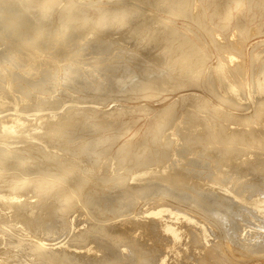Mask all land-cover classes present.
Wrapping results in <instances>:
<instances>
[{"label":"rangeland","instance_id":"obj_1","mask_svg":"<svg viewBox=\"0 0 264 264\" xmlns=\"http://www.w3.org/2000/svg\"><path fill=\"white\" fill-rule=\"evenodd\" d=\"M21 1L24 0H0V15L2 14L0 16V146L2 147H0V264H46L45 262L47 264H67L68 261V264H81V262L82 264H90V262L91 264H103V262L104 264L108 262L109 264L111 262L112 264H139L140 259L147 261V264L149 262L150 264H182V262L183 264H202L203 261H205L203 264L206 262L208 264L210 262L211 264H264V0H242L239 2H237L238 0H186L181 5H175V9L179 11L177 15H169L173 11L160 9L155 0H53L50 5L45 0H42V3L41 0ZM215 1L219 2L218 5L214 4ZM209 4L213 7L210 8ZM235 6H238V11L233 8ZM23 8L24 10H22ZM156 12L157 14H155ZM197 12L200 15L195 18L194 14ZM46 18H49V21ZM161 18L164 23H161L163 22ZM194 18L195 20H193ZM167 22L170 23L167 24ZM238 25L239 27H237ZM163 26L170 28L166 29L167 31L162 36L163 39L153 36L156 35V28ZM62 31L64 32L61 33ZM213 31L214 33H212ZM239 33L245 36L247 34L249 37L246 36L248 39H243L244 42L241 41L243 43L242 54L239 55V51L231 48L220 47V42H226L227 39V42L231 38L233 41H240ZM11 34H13V38ZM225 36L227 38L224 40ZM181 37L182 39H180ZM197 47L202 48L206 54V58L203 59L204 70L200 76L201 79L195 80L194 84L180 88L179 86L182 85L179 84L182 80L177 75L180 58L189 55L188 52L198 49ZM66 50L70 52L68 53ZM227 53H232L235 61H239L243 57V68L236 64V70L233 68V63H230L226 68L231 67L230 70L233 69L236 78L232 77L229 79L230 81L227 79L221 81L224 88L220 86L216 88L212 84L214 75L208 76L207 74L206 76L205 73L212 68L208 66L214 67L218 64L221 54ZM252 56L254 57L252 58ZM133 57L136 60H132ZM4 64L5 66H3ZM205 65L207 66L205 67ZM194 71L192 68L186 69L185 76L193 79L196 75ZM241 74L243 79L239 77ZM157 80L164 84L154 88L151 84ZM175 80L177 84L174 82ZM233 84L236 90L228 91L231 85L233 87ZM165 85L167 86L165 87ZM206 86H208V92L205 89ZM83 97H87L86 100L82 99ZM220 98L222 99L220 100ZM193 100L201 103L202 108L195 109ZM20 103L21 105H19ZM81 104L82 106H80ZM166 108L169 110L167 111ZM215 108H219L221 113L215 114L210 110ZM90 109L91 111H89ZM163 109L167 111L165 114ZM196 110L198 111L196 112ZM86 112L90 114H86ZM192 112H194L193 115ZM195 113L197 114L195 115ZM80 115L85 116V119ZM161 115L166 116L167 120ZM188 116L191 121L192 118L194 121L191 122ZM199 116L203 119H199ZM12 118L14 120L11 121ZM149 118L153 119L152 121L155 120L154 124L157 121L159 124L154 125L152 121H149ZM170 121L171 123H169ZM212 121L215 123L212 124ZM247 121L250 126L245 123ZM183 122L187 125H184ZM188 125H192L193 129ZM156 126L159 127L156 128ZM237 126L239 129L236 128ZM243 126L247 127L243 128ZM177 127L178 130L182 129V131L180 129V133L176 129ZM218 127L221 128L218 130L219 133L214 132ZM152 128L156 129L152 130L155 132L151 131ZM203 128L206 129L203 130ZM209 129L213 131H211L212 135L208 134L210 133ZM66 130H68L67 133ZM185 131H187L186 134ZM251 131L253 133L249 134ZM47 132L49 133L47 134ZM221 132H224V137ZM203 133L207 135L204 134V136ZM101 134L103 135L101 136ZM155 134L158 138H155L157 137ZM183 134H185L184 139L181 137ZM216 134L222 135L221 138L216 137ZM186 136L187 139H185ZM214 137L220 140L214 139ZM222 137L224 141H228L223 142ZM133 138L135 139L133 140ZM242 138L246 140L244 141ZM210 139L212 141H209ZM102 140L105 141L102 142ZM214 140L217 142H213ZM204 141L207 142V146L203 143ZM211 142L214 144L212 145ZM223 143L226 144L223 146ZM222 146L225 148L222 149ZM43 147L45 148L43 149ZM124 147L125 149H123ZM217 150L219 152L221 150V154L218 155ZM99 152L102 153L98 155ZM30 160L32 161L30 162ZM223 167L225 168L223 169ZM164 168H168V171ZM48 170L52 173L49 174ZM116 173H119L118 176ZM21 180L22 183L18 182ZM1 183L3 184L1 185ZM40 183L42 187H39ZM75 183L76 185H74ZM34 184L38 185L40 191ZM15 187L16 189H14ZM19 188H22L20 190L26 194H23ZM95 188L97 189L94 190ZM41 189L43 190L41 191ZM17 190L20 191L19 195ZM59 191H63L62 195ZM49 192L50 194H48ZM14 194L15 196H13ZM132 194H134L133 198ZM139 194L142 195L138 198ZM26 195L29 197H25ZM33 195L40 197L37 198ZM145 198L147 199L144 200ZM84 201L85 203H83ZM128 201L131 206L127 205ZM187 201L188 203H186ZM194 202L195 204L192 205ZM113 212L117 215L113 216ZM64 215L67 217L66 219ZM45 218L47 221L50 219L48 222L51 225L45 223ZM153 219L155 223L152 221ZM24 222L26 223L23 224ZM118 222L119 224H117ZM67 227L69 228L67 229ZM82 228L84 229L82 230ZM189 228L191 231L188 230ZM58 229L60 231H57ZM56 232H59V236ZM198 232L199 234H197ZM50 235L52 236L50 237ZM91 238L93 239L91 240ZM114 239L118 244L113 241ZM32 242L33 245H31ZM112 246H114L113 249ZM132 248H136V250ZM108 249L113 250V253ZM105 250L107 254H105ZM146 250L148 251L146 252ZM114 251H116L115 254ZM139 253L141 254L139 255ZM109 254L113 257L111 258ZM51 255L52 257H50ZM71 256H75V258ZM92 256L94 257L92 258ZM99 256L100 260H103L102 263ZM211 258L213 260L210 261ZM106 259L109 261L107 262ZM191 259L193 261H189Z\"/></svg>","mask_w":264,"mask_h":264},{"label":"bare ground","instance_id":"obj_2","mask_svg":"<svg viewBox=\"0 0 264 264\" xmlns=\"http://www.w3.org/2000/svg\"><path fill=\"white\" fill-rule=\"evenodd\" d=\"M4 1H5V0H4ZM12 1H13V0H12ZM24 1H25V0H24ZM24 1H21V2H24ZM29 1H30V0H29ZM31 1H33V0H31ZM37 1H38V0H37ZM45 1H46V3H48V4L50 5V3H51L53 0H45ZM54 1H55V0H54ZM58 1H59V0H58ZM155 1H156V2H155L156 5H159V8L162 9L163 11H173V13H170L169 15H177V13H179V11H178L177 9H175V8H176L175 5H181L182 3H185V2H186V0H181V1H180V0H155ZM239 1H242V0H238L237 2H239ZM26 2H28V1L26 0ZM26 2H25V3H26ZM131 2H132V1H131ZM15 3H16V2H15ZM30 3H31V2H30ZM36 3H37V2H36ZM41 3H42V0H41ZM71 3H72V1H71ZM218 3H219V2H216V1L214 2L215 5H218ZM13 4H14V3H13ZM20 4H22V3H20ZM138 4H139V3H138ZM241 4H242V3H241ZM25 5H27V4H25ZM25 5H24V6H25ZM28 5H29V3H28ZM40 5H41V4H40ZM64 5H65V4H64ZM67 5H68V4H67ZM78 5H79V4H78ZM78 5H77V6H78ZM139 5H141V4H139ZM22 6H23V5H22ZM24 6H23V7H24ZM74 6H76V5H74ZM137 6H138V5H137ZM141 6H142V5H141ZM239 6H240V5H239ZM71 7H72V6H71ZM209 7L211 8V7H213V6H212L211 4H209ZM243 7H244V6H243ZM29 8H30V7H29ZM45 8H46V7H45ZM63 8H64V7H63ZM69 8H70V7H69ZM125 8H126V7H125ZM233 8L235 9V11H238V9H239L238 6H237V7L235 6V7H233ZM20 9H21V8H20ZM20 9H19V12H20ZM67 9H68V7H67ZM67 9H66V10H67ZM78 9H79V8H78ZM78 9H77V10H78ZM3 10H4V9H3ZM22 10H24V8H23ZM22 10H21V11H22ZM28 10H29V9H28ZM39 10H40V9H39ZM59 10H60V9H59ZM70 10H71V9H70ZM34 11H35V10H34ZM45 11H46V10H45ZM78 11H79V10H78ZM118 11H119V10H118ZM128 11H129V13H130V10H128ZM251 11H252V10H251ZM1 12H2V10H1ZM22 12H24V11H22ZM35 12H36V11H35ZM120 12H121V11H120ZM126 12H127V11H126ZM218 12H219V10H218ZM2 13H3V12H2ZM46 13L48 14V11H47ZM73 13H74V12H73ZM102 13H103V12H102ZM127 13H128V12H127ZM127 13H126V14H127ZM148 13H149V11H148ZM150 13H151V11H150ZM221 13H223V12H221ZM228 13H229V12H228ZM233 13H234V11H233ZM10 14H11V13H10ZM23 14H24V13H23ZM26 14H28V13L26 12ZM39 14H40V13H39ZM43 14H44V13H43ZM103 14H104V13H103ZM126 14H125V15H126ZM146 14H147V13H146ZM151 14H152V13H151ZM151 14H150V16H151ZM155 14H157V12H156ZM237 14H238V13H237ZM1 15H2V14H1ZM1 15H0V16H1ZM7 15H8V13H7ZM128 15H130V14H128ZM179 15H180V14H179ZM199 15H200V13L197 12L196 14H194V17L196 18V17H198ZM225 15H227V14H225ZM231 15H232V14H231ZM25 16H26V15H25ZM42 16H43V15H42ZM44 16H46V15L44 14ZM83 16H84V14H83ZM115 16H117V15H115ZM132 16H133V15H132ZM162 16H163V14H162ZM17 17H18V16H17ZM124 17H125V16H124ZM124 17H123V18H124ZM126 17H127V16H126ZM126 17H125V18H126ZM128 17H129V16H128ZM141 17H142V16H141ZM155 17H156V16H155ZM155 17H154V18H155ZM195 18H194L193 20H195ZM225 18H226V17H225ZM17 19H18V18H17ZM46 19H48V21H49V18H46ZM91 19H92V18H91ZM115 19H117V18H115ZM121 19H122V18H121ZM220 19H221V18H220ZM235 19H236V17H235ZM87 20L89 21V19H87ZM117 20H118V19H117ZM117 20H116V21H117ZM125 20H126V19H125ZM125 20H124V21H125ZM161 20H162V18H161ZM224 20H225V19H224ZM16 21H17V20H16ZM32 21H33V20H32ZM32 21H31V22H32ZM162 21H163V22H161V23H164V20H162ZM168 21H169V20H168ZM234 21H235V20H234ZM241 21H242V20H241ZM241 21H240V22H241ZM12 22H13V21H12ZM12 22H10V23H12ZM211 22H212V21H211ZM223 22H224V21H223ZM38 23H40V22H38ZM169 23H170V22H169ZM169 23L167 22V24H169ZM16 24H17V23H16ZM18 24H19V23H18ZM45 24H46V23H45ZM118 24H119V23H118ZM120 24H122V23L120 22ZM158 24H159V23H158ZM217 24H218V23H217ZM237 24H239V23H237ZM2 25H3V24H2ZM37 25H38V24H37ZM64 25H65V24H64ZM129 25H130V24H129ZM151 25H153V24H151ZM151 25H150V26H151ZM154 25H156V24H154ZM170 25H171V24H170ZM173 25H174V24H173ZM5 26H7V25L5 24ZM42 26H43V24H42ZM147 26H148V25H147ZM171 26H172V25H171ZM174 26H175V25H174ZM176 26H177V25H176ZM235 26H236V25H235ZM8 27H9V26H8ZM12 27H14V26L12 25ZM62 27H64V26L62 25ZM145 27H146V26H145ZM219 27H220V26H219ZM232 27H233V26H232ZM237 27H239V25H238ZM20 28H21V27H20ZM148 28H149V26H148ZM175 28H176V27H175ZM240 28H241V26H240ZM38 29H39V28H38ZM40 29H41V28H40ZM64 29H65V28H64ZM106 29H107V28H106ZM166 29H170V28H168V27H164V26H163V27L156 28V30H157L156 35L154 34L153 36H155V37H157V38H159V39H163L162 36H163V35L165 34V32L167 31ZM180 29H181V28H180ZM213 29H214V28H213ZM234 29H235V28H234ZM242 29H243V28H242ZM13 30H14V29H13ZM17 30H18V29H17ZM35 30H36V29H35ZM52 30H54V29H52ZM55 30H56V29H55ZM112 30H113V29H112ZM145 30H146V29H145ZM176 30H177V28H176ZM178 30H179V29H178ZM238 30H239V29H238ZM19 31H20V30H19ZM39 31H40V30H39ZM59 31H60V29H59ZM148 31H149V29H148ZM152 31H153V30H152ZM183 31H184V30H183ZM239 31H240V30H239ZM0 32H1V31H0ZM13 32H14V31H13ZM15 32H16V30H15ZM48 32H49V31H48ZM63 32H64V31H62L61 33H63ZM140 32H141V31H140ZM146 32H147V31H146ZM241 32H243V31H241ZM241 32H240V33H241ZM252 32H253V30H252ZM8 33H9V32H8ZM17 33H18V32H17ZM71 33H72V31H71ZM185 33H186V32H185ZM185 33H184V34H185ZM212 33H214V31H213ZM230 33H231V32H230ZM240 33H239V35L242 34V33H241V34H240ZM244 33H245V32H244ZM18 34H19V33H18ZM42 34H44V33L42 32ZM42 34H41V35H42ZM52 34H53V33H52ZM147 34H148V33H147ZM216 34H217V33H216ZM222 34H224V33L222 32ZM236 34H237V33H236ZM250 34H251V33H250ZM12 35H13V34H11V37H12ZM35 35H36V34H35ZM41 35H39V36H41ZM56 35H57V34H56ZM68 35H69V34H68ZM68 35H67V36H68ZM70 35H71V34H70ZM72 35H73V33H72ZM252 35H254V34H252ZM252 35H251V36H252ZM25 36H26V35H25ZM52 36H53V35H52ZM60 36H61V34H60ZM64 36H65V34H64ZM73 36H75V35H73ZM141 36H142V34L140 35V37H141ZM148 36H149V35H148ZM214 36H215V35H214ZM223 36H224V35H223ZM246 36H247V34H246ZM246 36H245V35H241L240 38H239L240 41H236V40H235L236 42L233 41V39L230 37L232 40L230 39L229 42H227V41H228V39H227L226 42L224 41L225 43H224V42H220V43H221V46H220V47H221V48H225V49H226V48H231L232 50H233V49H234V50H237V51L240 52V53H238V54L240 55V54H242V52H241L242 47H243V43H242V42H244L243 39H246ZM4 37H5V36H4ZM44 37H45V36H44ZM48 37H50V36H48ZM160 37H161V38H160ZM179 37H180V36H179ZM212 37H213V36H212ZM216 37H217V36H216ZM247 37H248V36H247ZM12 38H13V37H12ZM64 38L66 39V37H64ZM224 38H227V36L223 37V39H224ZM228 38H229V37H228ZM248 38H249V37H248ZM248 38H247V39H248ZM141 39H142V38H141ZM145 39H146V38H145ZM180 39H182V37H181ZM180 39H179V40H180ZM212 39H213V38H212ZM214 39H215V38H214ZM247 39H246V40H247ZM3 40H4V39H3ZM21 40H22V39H21ZM38 40H39V39H38ZM51 40H52V39H51ZM224 40H225V39H224ZM1 41H2V40H1ZM60 41H61V40H60ZM241 41H242V42H241ZM17 42H18V41H17ZM17 42H16V43H17ZM21 42H22V41H21ZM58 42H59V41H58ZM138 42H139V41H138ZM142 42H143V41H142ZM142 42H141V43H142ZM161 42H162V41H161ZM212 42H213V41H212ZM212 42H211V43H212ZM218 42H219V41H218ZM16 43H15V44H16ZM19 43H20V42H19ZM26 43H27V41H26ZM29 43H30V42H29ZM31 43H32V42H31ZM36 43H37V42H36ZM36 43H35V44H36ZM45 43H46V42H45ZM108 43H109V42H108ZM133 43H134V42H133ZM195 43H196V42H195ZM213 43H214V42H213ZM215 43H216V42H215ZM5 44H6V43H5ZM35 44H34V45H35ZM42 44H43V43H42ZM58 44H59V43H58ZM106 44H107V43H106ZM148 44H149V42H148ZM32 45H33V44H32ZM37 45H38V44H37ZM52 45H53V44H52ZM52 45H51V46H52ZM104 45H105V44H104ZM117 45H118V44H117ZM188 45H189V44H188ZM218 45H219V43H218ZM1 46H2V45H1ZM10 46H11V45H10ZM13 46H14V45H13ZM40 46H41V45H40ZM70 46H71V45H70ZM73 46H74V45H73ZM109 46H111V45H109ZM196 46H197V44H196ZM199 46H200V45H199ZM22 47H24V46H22ZM22 47H21V48H22ZM105 47H106V46H105ZM134 47H135V46H134ZM141 47H143V46H141ZM145 47H146V46H145ZM176 47H177V46H176ZM176 47H175V49H176ZM8 48H9V47H8ZM21 48H20V49H21ZM27 48L30 49L29 47H27ZM34 48H35V47H34ZM87 48H88V47H87ZM106 48H107V47H106ZM108 48H109V47H108ZM114 48H115V47H114ZM128 48H129V47H128ZM132 48H133V47H132ZM194 48H195V47H194ZM197 48H198V49H196V50H192V51H190V53L188 52L189 55L180 58L181 61H179V63H178V72H177V73H178L177 75H178L179 78L182 80V81H181L182 84H181V83L179 84V85H182V86H179L180 88L183 87V86H184V87H185V86H188V85H190V84H192V83L194 84V83L196 82L195 80L199 79L200 76L202 75V72H203V70H204L203 67H202V64H203V66H204V62H203L204 60H203V59L206 58V54H205V51H204L202 48H200V47H197ZM13 49H15V48H13ZM215 49H216V48H215ZM219 49H220V48H219ZM22 50H23V49H22ZM35 50H36V49H35ZM41 50H42V49H41ZM41 50H40V52H41ZM145 50H146V49H145ZM181 50H182V49H181ZM222 50H223V49H222ZM44 51H45V50H44ZM55 51H56V50H55ZM55 51H54V52H55ZM66 51H67V50H66ZM111 51H112V50H111ZM133 51H134V50H133ZM135 51H136V48H135ZM220 51H221V50H220ZM220 51H219V52H220ZM227 51L229 52L230 49L227 50ZM242 51H243V50H242ZM38 52H39V51H38ZM67 52H68V51H67ZM69 52H70V51H69ZM69 52H68V53H69ZM125 52H127V51H125ZM125 52H123V53H125ZM28 53H29V52H28ZM74 53H75V52H74ZM114 53H115V52H114ZM123 53H122V54H123ZM127 53H128V52H127ZM132 53H133V52H132ZM132 53H131V55L133 56ZM136 53H137V51H136ZM207 53L209 54V52H207ZM225 53H226V51H225ZM234 53H235V51H234ZM4 54H5V53H4ZM16 54H17V53H16ZM16 54H15V55H16ZM231 54H232V53H227V54H224V55L221 54V57H219V56H218L219 53H218L217 56L219 57V59L221 58L220 61L217 62L218 64L216 63L217 65L214 66V67H213V66H208L209 68H211V67H212V68L209 69L208 72L205 73V74H206V76H207V74H208V76L214 75V76H213L214 79H213L212 84H213V86H215L216 88H219V86L222 87V88H224V87H223V84H222L221 81H224V80H226V79L229 80L230 78L235 77L234 72H233V69L230 70L231 67H230V68H226L230 63H233V68H235V65H236V64H237V66L239 65L240 67L243 68V64H244V63H243V57H241V59H240L239 61H235V59L233 58L234 55H233V54L231 55ZM32 55H33V54H32ZM138 55H139V54H138ZM236 55H237V54H236ZM236 55H235V56H236ZM11 56H12V55H11ZM45 56H46V55H45ZM127 56H128V55H127ZM13 57H14V56H13ZM20 57H21V56H20ZM37 57H38V56H37ZM137 57H138V56H137ZM137 57H136V58H137ZM253 57H254V56H252V58H253ZM11 58H12V57H11ZM18 58H19V57H18ZM33 58H34V57H33ZM35 58H36V57H35ZM60 58H61V57H60ZM244 58H245V57H244ZM5 59H6V58H5ZM15 59H16V58H15ZM22 59H23V58H22ZM40 59H42V58H40ZM134 59H135V58L133 57L132 60H134ZM9 60H10V59H9ZM17 60H18V59H17ZM26 60H27V59H26ZM33 60H34V59H33ZM98 60H99V59H98ZM108 60H109V59H108ZM135 60H136V59H135ZM244 60H245V59H244ZM24 62H25V61H24ZM28 62H29V61H28ZM175 62H176V61H175ZM206 62H207V61H206ZM103 63H104V62H103ZM113 63H114V62H113ZM33 64H34V63H33ZM52 64H53V63H52ZM52 64H51V65H52ZM96 64H97V63H96ZM0 65H1V64H0ZM119 65H120V64H119ZM125 65H126V64H125ZM140 65H141V64H140ZM251 65H252V63H251ZM263 65H264V64H263ZM3 66H5V64H4ZM27 66H28V65H27ZM34 66H36V65H34ZM109 66H110V65H109ZM130 66H131V65H130ZM135 66H137V65H135ZM142 66H143V65H142ZM206 66H207V65H205V67H206ZM231 66H232V65H231ZM244 66H245V65H244ZM1 67H2V66H1ZM6 67H7V66H6ZM52 67H53V66H52ZM66 67H67V66H66ZM105 67H106V65H105ZM112 67H113V66H112ZM138 67H139V66H138ZM208 67H207V68H208ZM228 67H229V66H228ZM262 67H263V66H262ZM27 68H28V67H27ZM38 68H41V67H38ZM50 68H51V67H50ZM103 68H104V67H103ZM144 68H145V67H144ZM173 68H174V66H173ZM190 68H192L193 70H195L194 73H196V75L194 76L193 79H189V77H188L187 75L185 76L186 69L189 70ZM195 68H196V69H195ZM4 69H5V68H4ZM31 69H32V68H31ZM33 69H34V68H33ZM35 69H36V68H35ZM35 69H34V70H35ZM79 69H80V68H79ZM105 69H106V68H105ZM136 69H137V68H136ZM174 69H175V68H174ZM216 69H219V71H216ZM235 69H236V68H235ZM5 70H6V69H5ZM109 70H110V67H109ZM119 70H120V69H119ZM139 70H140V67H139ZM142 70H143V69H142ZM206 70H207V69H206ZM236 70H237V69H236ZM243 70H244V69H243ZM7 71H8V70H7ZM7 71H6V72H7ZM13 71H15V70H13ZM107 71H108V70H107ZM113 71H114V70H113ZM113 71H112V72H113ZM117 71H118V70H117ZM133 71H134V70H133ZM241 71H242V70H241ZM6 72H5V73H6ZM11 72H12V71H11ZM16 72H17V71H16ZM65 72H66V71H65ZM67 72H68V71H67ZM127 72H128V71H127ZM151 72H152V71H151ZM170 72H173V71H170ZM187 72H188V71H187ZM236 72H237V71H236ZM29 73H30V72H29ZM79 73H80V72H79ZM132 73H133V72H132ZM243 73H245V72H243ZM31 74H32V73H31ZM66 74H67V73H66ZM135 74H136V73H135ZM216 74H217V75H216ZM246 74H247V73H246ZM108 75H110V74H108ZM119 75H120V74H119ZM125 75H126V74H125ZM137 75H138V74H137ZM145 75H147V74H145ZM172 75H173V74H172ZM39 76H40V75H39ZM60 76H61V75H60ZM121 76H122V72H121ZM126 76H128V75H126ZM134 76H136V75H134ZM3 77H5V76H3ZM81 77H82V76H81ZM102 77H103V76H102ZM128 77H129V76H128ZM130 77L133 78L132 76H130ZM140 77H141V76H140ZM151 77H152V76H151ZM239 77L242 78V74H241V76H239ZM253 77H254V76H253ZM107 78H108V77H107ZM109 78H111V77H109ZM119 78H120V77H119ZM124 78H126V77H124ZM144 78H145V77H144ZM159 78H160V77H159ZM161 78H162V77H161ZM167 78H168V77H167ZM174 78H175V77H174ZM177 78H178V77H177ZM235 78H236V77H235ZM235 78H234V80H235ZM44 79H45V78H44ZM61 79H62V78H61ZM116 79H117V77H116ZM121 79H123V78H121ZM200 79H201V78H200ZM242 79H243V78H242ZM255 79H256V78H255ZM11 80H12V79H11ZM83 80H85V79H83ZM206 80H207V79H206ZM206 80H205V81H206ZM252 80H253V79H252ZM6 81H7V80H6ZM44 81H45V80H44ZM51 81H52V80H51ZM87 81H88V80H87ZM117 81H118V79L116 80V82H117ZM125 81H128V80L125 79ZM138 81H139V80H138ZM151 81H152V80H151ZM165 81H166V80H165ZM194 81H195V82H194ZM229 81H230V80H229ZM236 81H237V80H236ZM38 82H39V81H38ZM46 82H47V81H46ZM113 82L115 83V81H113ZM120 82H121V81H120ZM123 82H124V81H122L121 83H123ZM174 82L176 83V80H175ZM207 82H208V81H207ZM257 82H258V81H257ZM50 83H51V82H50ZM85 83H86V82H85ZM109 83H110V80H109ZM132 83H133V82H132ZM142 83H143V82H142ZM147 83H148V82H147ZM208 83H209V82H208ZM255 83H256V82H255ZM260 83H262V82H260ZM263 83H264V82H263ZM263 83H262V84H263ZM48 84H49V83H48ZM52 84H53V83H52ZM111 84H112V83H111ZM124 84H125V83H124ZM124 84H123V85H124ZM161 84H164V83H163L162 81H160V80H157V81H155L154 83H152L151 85H153L154 88H155V87L158 88V87H160ZM176 84H177V83H176ZM256 84H257V83H256ZM119 85H120V84H119ZM125 85H126V84H125ZM137 85H138V84H137ZM197 85L199 86L198 83H197ZM210 85H211V84H210ZM240 85H241V84H240ZM242 85H243V84H242ZM258 85H259V82H258ZM49 86H50V85H49ZM83 86H84V85H83ZM83 86H82V87H83ZM100 86H101V85H100ZM114 86H115V85H114ZM116 86H117V84H116ZM166 86H167V85H165V87H166ZM169 86H170V85H169ZM172 86H173V85H172ZM204 86H205V85H204ZM82 87H81V89H82ZM91 87H92V85H91ZM117 87H118V86H117ZM117 87H116V88H117ZM123 87H125V86H123ZM133 87H134V86H133ZM163 87H164V85H163ZM195 87H196V86H195ZM259 87H261V86H259ZM210 88H211V87H210ZM240 88H242V87H240ZM240 88H239V89H240ZM3 89H5V88H3ZM81 89H80V90H81ZM88 89H89V88H88ZM100 89H101V88H100ZM139 89H140V88H139ZM146 89H147V88H146ZM150 89H151V88H150ZM205 89H206V91L208 92V90H207V89H208V86H206ZM237 89H238V87H237ZM243 89H244V87H243ZM256 89H257V88H256ZM0 90H1V89H0ZM137 90H138V89H137ZM174 90H175V89H174ZM230 90H231V92H234V91L236 90V87H235L234 84H233V87H232V85H231V87H229V90H228V91H230ZM4 91H5V90H4ZM4 91H3V92H4ZM96 91H97V90H96ZM112 91H113V90H112ZM116 91H117V89H116ZM125 91H126V90H125ZM146 91H147V90H146ZM146 91H145V92H146ZM163 91H164V90H163ZM3 92H1V93H3ZM104 92H105V91H104ZM140 92H141V91H140ZM210 92H211V90H210ZM143 93H144V92H143ZM143 93H142V94H143ZM151 93H152V92H151ZM160 93H162V92H160ZM25 94H26V93H25ZM158 94H159V93H158ZM158 94H157V95H158ZM165 94H166V93H165ZM227 94H228V93H227ZM229 94H230V93H229ZM133 95H136V94L133 93ZM138 95H139V94H138ZM159 95H160V94H159ZM186 95H187V94H186ZM212 95H213V94H212ZM230 95H232V94H230ZM230 95H229V96H230ZM142 96H143V95H142ZM150 96H151V95H150ZM126 97H127V96H126ZM154 97H156V96H154ZM158 97H159V96H158ZM161 97H163V96H161ZM85 98H87V97H85ZM85 98L83 97L82 99H85ZM123 98H124V97H123ZM128 98H129V97H128ZM151 98H153V97H151ZM163 98H164V97H163ZM186 98H187V96H186ZM243 98H244V96H243ZM80 99H81V98H80ZM93 99H94V98H93ZM100 99H101V98H100ZM138 99H139V98H138ZM191 99H192V98H191ZM221 99H222V98H220V100H221ZM45 100H47V99L45 98ZM85 100H86V99H85ZM87 100H88V99H87ZM109 100H111V99H109ZM184 100H186V99H184ZM198 100H199V99L197 98V101H198ZM200 100H201V99H200ZM204 100H205V99H204ZM224 100H225V99H224ZM93 101H94V100H93ZM101 101H102V99H101ZM180 101H183V100H180ZM46 102H47V101H46ZM90 102H91V101H90ZM99 102H100V101H99ZM105 102H106V101H105ZM107 102H108V101H107ZM184 102H185V101H184ZM184 102H183V103H184ZM191 102H192V101H191ZM193 102H194V107H195V109H197V107H201V108H202V104H201V103H199V102H195L194 100H193ZM193 102H192V103H193ZM202 102H203V101H202ZM206 102H207V100H206ZM222 102H223V101H222ZM146 103H147V102H146ZM174 103H175V102H174ZM176 103H177V102H176ZM237 103H238V102H237ZM92 104H93V103H92ZM121 104H122V103H121ZM208 104H209V103H208ZM225 104H226V103H225ZM238 104H239V103H238ZM240 104H241V103H240ZM19 105H21V103H20ZM33 105H34V104H33ZM93 105H95V104H93ZM181 105H182V104H181ZM183 105H184V104H183ZM192 105H193V104H192ZM192 105H190V106H192ZM203 105H204V104H203ZM25 106H26V105H25ZM80 106H82V104H81ZM80 106H79V107H80ZM85 106H87V105H85ZM96 106H97V104H96ZM164 106H165V105H164ZM240 106H241V105H240ZM23 107H24V106H23ZM29 107H30V106H29ZM32 107H33V106H32ZM43 107H44V106H43ZM99 107H100V106H99ZM165 107H166V106H165ZM168 107H169V106H168ZM203 107H204V106H203ZM234 107H235V106H234ZM77 108H78V107H77ZM77 108H76V109H77ZM91 108H92V107H91ZM102 108H103V107H102ZM131 108H132V107H131ZM146 108H147V107H146ZM146 108H144V109L146 110ZM159 108H160V107H159ZM206 108H207V107H206ZM24 109H25V108H24ZM35 109H36V108H35ZM41 109H42V108H41ZM71 109H72V108H71ZM73 109H74V108H73ZM82 109H83V108H82ZM104 109H105V108H104ZM147 109H149V108H147ZM166 109H167V108H166ZM174 109H175V108H174ZM185 109H186V108H185ZM191 109H193V108H191ZM233 109H235V108H233ZM236 109H237V108H236ZM58 110H59V109H58ZM60 110H61V108H60ZM135 110H136V109H135ZM163 110H164V109H163ZM168 110H169V109H167V111H168ZM187 110H188V109H187ZM207 110H209V109H207ZM210 110L214 111L215 114H219V113H221V110H220L219 108H215L214 110H213V109H210ZM77 111H78V110H77ZM89 111H91V109H90ZM94 111H95V110H94ZM126 111H127V110H126ZM136 111H137V110H136ZM146 111H147V110H146ZM146 111H145V112H146ZM150 111H151V110H150ZM165 111H166V110L163 111L164 114L167 112V111H166V112H165ZM194 111H195V110H194ZM197 111H198V110H196V112H197ZM148 112H149V111H148ZM157 112H158V111H157ZM39 113H40V112H39ZM54 113H57V112H54ZM54 113H53V114H54ZM60 113H61V111H60ZM77 113H78V112H77ZM161 113H162V112H161ZM172 113H173V112H172ZM172 113H171V115H172ZM186 113H187V112H186ZM193 113H194V112H192V115H193ZM255 113H256V112H255ZM58 114H59V113H58ZM73 114H74V113H73ZM75 114H76V113H75ZM78 114H79V113H78ZM84 114H85V113H84ZM86 114H90V113H87V112H86ZM86 114H85V115H86ZM94 114H95V113H94ZM150 114H152V113H150ZM158 114H159V112L157 113V115H158ZM175 114H176V113H175ZM189 114H190V112H189ZM196 114H197V113H195V115H196ZM205 114H206V113H205ZM17 115H18V114H17ZM34 115H35V113H34ZM37 115H38V114H37ZM40 115H41V114H40ZM61 115H62V113H61ZM67 115H68V114H67ZM145 115H146V114H145ZM154 115H155V114H154ZM192 115H191V117H193ZM231 115H233V114H231ZM44 116H45V115H44ZM46 116H47V115H46ZM59 116H60V114H59ZM74 116H75V115H74ZM80 116H81V115H80ZM80 116H79V117H80ZM92 116H93V114H92ZM152 116H153V115H152ZM158 116H159V115H158ZM161 116H163V115H161ZM172 116H173V115H172ZM177 116H178V115H177ZM181 116H182V115H181ZM233 116H234V115H233ZM22 117H23V116H22ZM36 117H37V116H36ZM38 117H39V116H38ZM40 117H41V116H40ZM50 117H51V116H50ZM50 117H49V118H50ZM64 117H65V116H64ZM64 117H63V118H64ZM76 117H77V116H76ZM81 117H82V116H81ZM81 117H80V118H81ZM84 117H85V116H84ZM84 117H82V118L85 119ZM134 117H135V116H134ZM163 117H164V116H163ZM194 117H195V116H194ZM199 117H200V116H199ZM65 118H66V117H65ZM69 118H70V116H69ZM138 118H139V115H138ZM206 118H208V116H206ZM219 118H220V117H219ZM219 118H218V120H219ZM221 118H222V117H221ZM258 118H259V117H258ZM30 119H31V118H30ZM34 119H35V118H34ZM58 119H59V118H58ZM97 119H98V118H97ZM123 119H124V118H123ZM159 119H160V118H159ZM159 119H158V120H159ZM164 119L167 120L166 116L164 117ZM169 119H171V117H169ZM169 119H168V121H169ZM188 119H189V116H188ZM190 119H191V118H190ZM190 119H189V120H190ZM199 119L202 120L203 117H202V118L200 117ZM245 119H246V118H245ZM247 119H248V118H247ZM12 120H14V118H12L11 121H12ZM26 120H27V119H26ZM35 120H36V119H35ZM55 120H56V118H55ZM63 120H64V119H63ZM67 120H68V119H67ZM71 120H72V119H71ZM94 120H95V119H94ZM104 120H105V118H104ZM152 120H153V119H152ZM152 120H150V118H149V121H152ZM156 120H157V119H156ZM161 120H162V118H161ZM204 120H205V118H204ZM213 120H214V119H213ZM215 120H216V119H215ZM223 120H224V119H223ZM249 120H250V118H249ZM249 120H248V121H249ZM31 121H32V119H31ZM36 121H37V120H36ZM36 121H35V122H36ZM51 121H52V120H51ZM77 121H78V120H77ZM80 121H82V120H80ZM83 121H84V120H83ZM123 121H124V120H123ZM133 121H134V120H133ZM154 121H155V120H154ZM154 121H152L153 124H154ZM168 121H166V122H168ZM174 121H177V120H174ZM174 121H173V122H174ZM186 121H187V120H186ZM186 121H185V122H186ZM190 121H191V120H190ZM193 121H194V119L192 118V121H191V122H193ZM195 121H196V118H195ZM197 121H198V120H197ZM209 121H210V120H209ZM248 121L245 122V123L248 124ZM38 122H39V121H38ZM44 122H45V120H44ZM44 122H43V123H44ZM52 122H53V121H52ZM66 122H67V121H66ZM185 122H183V124H184ZM191 122H190V123H191ZM198 122H199V121H198ZM200 122H201V121H200ZM26 123H27V122H26ZM26 123H25V124H26ZM31 123H32V122H31ZM31 123H30V124H31ZM45 123H46V122H45ZM59 123H60V122H59ZM68 123H69V122H68ZM75 123H76V122H75ZM134 123H135V122H134ZM157 123H158V121H157ZM157 123H155L154 125H156ZM169 123H171V121H170ZM169 123H166V124H169ZM195 123H197V122H195ZM204 123H205V122H204ZM206 123H207V122H206ZM211 123L213 124V123H215V122L212 121ZM211 123H210V124H211ZM36 124H37V123H36ZM46 124H47V123H46ZM51 124H52V123H51ZM92 124H93V123H92ZM158 124H159V123H158ZM181 124H182V123H181ZM191 124H193V123H191ZM224 124H225V123H224ZM230 124H231V122H230ZM230 124H229V125H230ZM246 124H245V125H246ZM33 125H34V124H33ZM59 125H60V124H59ZM61 125H62V124H61ZM82 125H83V123H82ZM97 125H98V124H97ZM124 125H125V124H124ZM124 125H123V126H124ZM147 125H148V124H147ZM172 125H173V124H172ZM174 125H176V124H174ZM184 125H187V123L184 124ZM193 125H194V124H193ZM203 125L205 126V124H203ZM208 125H209V124H208ZM216 125H217V124H216ZM216 125H215V126H216ZM243 125H244V124H243ZM41 126H44V125L41 124ZM55 126H56V125H55ZM71 126H72V125H71ZM88 126H89V124H88ZM92 126H93V125H92ZM129 126H130V125H129ZM129 126H127L128 129H129ZM148 126H150V125H148ZM159 126H160V125H159ZM159 126H156V128H158ZM181 126H182V125H181ZM188 126H189L190 128L192 127V125H191V126L188 125ZM188 126H187V128H189ZM211 126H213V125H211ZM248 126H250V125L248 124ZM53 127H54V125H53ZM86 127H87V126H86ZM144 127L146 128V126H144ZM179 127H180V126H179ZM200 127H201V126H200ZM206 127H207V126H206ZM208 127H209V126H208ZM238 127H239V126H237L236 128H238ZM244 127H247V126H243V128H244ZM35 128H37V127H35ZM43 128H44V127H43ZM45 128H46V126H45ZM66 128H67V127H66ZM72 128H73V127H72ZM72 128H71V129H72ZM79 128H80V126H79ZM84 128H85V127H84ZM88 128H89V127H88ZM145 128H144V129H145ZM160 128L162 129V127H160ZM173 128H174V126H173ZM196 128H197V127H196ZM209 128H211V127H209ZM215 128H216V127H215ZM222 128H223V127H222ZM236 128H235V129H236ZM90 129H91V128H90ZM176 129L178 130V127H177ZM180 129H181V128H180ZM180 129L178 130L179 133L182 131V129H181V131H180ZM192 129H193V127H192ZM194 129H195V127H194ZM204 129H206V128H203V130H204ZM207 129H208V128H207ZM238 129H239V128H238ZM238 129H237V130H238ZM241 129H242V128H241ZM252 129H253V128H252ZM77 130H78V129H77ZM96 130H97V128H96ZM148 130H149V129H148ZM152 130H156V129H155V128H154V129L152 128L151 131H152ZM213 130H214V129H213ZM218 130H221V128L218 127L216 130H214V132L219 133ZM225 130H226V129H225ZM232 130H234V129L232 128ZM242 130H243V129H242ZM47 131H48V130H47ZM52 131H54V130H52ZM61 131H63V130H61ZM61 131H59V132H61ZM87 131H90V130H87ZM92 131H93V130H92ZM120 131H121V130H120ZM145 131H146V129H145ZM145 131H144V132H145ZM159 131H160V130H159ZM190 131H192V130L190 129ZM201 131H202V128H201ZM201 131L199 130V132H201ZM211 131H212V130H211ZM211 131H210V129H209V132H210V133H208V134H211V133L213 132V131H212V132H211ZM26 132H27V131H26ZM26 132H25V133H26ZM43 132H44V131H43ZM67 132H68V130H66V133H67ZM76 132H77V131H76ZM82 132H83V131H82ZM122 132H123V131H122ZM152 132H155V131H152ZM186 132H187V131H185V134H186ZM203 132H204V131H203ZM206 132H207V130H206ZM48 133H49V132H47V134H48ZM55 133H56V132H55ZM66 133H65V134H66ZM131 133H132V132H131ZM137 133L139 134L140 132H137ZM173 133H174V132H173ZM183 133H184V132H183ZM233 133H234V132H233ZM250 133H253V132L251 131V132H249V134H250ZM40 134H41V132H40ZM72 134H73V133H72ZM84 134H85V133H84ZM84 134H83V135H84ZM110 134H111V133H110ZM114 134H115V133H114ZM140 134H141V133H140ZM142 134H143V133H142ZM165 134H166V133H165ZM185 134H183L181 137L183 138V136H184ZM193 134L195 135V133H193ZM197 134H198V133L196 132V135H197ZM204 134L207 135L206 133H203V135H204ZM221 134H223V137L225 136V135H224V132H221ZM237 134H238V133H237ZM52 135H53V134H52ZM61 135H62V133H61ZM67 135H68V134H67ZM76 135H77V134H76ZM97 135H98V134H97ZM102 135H103V134H101V136H102ZM120 135H121V134H120ZM127 135H128V134H127ZM155 135H156V134H155ZM155 135H154V136H155ZM189 135H190V133H189ZM196 135H195V136H196ZM205 135H204V136H205ZM211 135H212V134H211ZM229 135H230V134H229ZM231 135H232V132H231ZM254 135H255V134H254ZM85 136H86V135H85ZM98 136H100V135H98ZM104 136H105V135H104ZM156 136H157V135H156ZM179 136H180V134H179ZM199 136H200V135H199ZM204 136H202V137H204ZM215 136L217 137V136H219V135L216 134ZM221 136H222V135H220L219 137L221 138ZM226 136H227V134H226ZM232 136H233V135H232ZM234 136H235V135H234ZM5 137H6V136H5ZM65 137H66V136H65ZM71 137H72V136H71ZM86 137H87V136H86ZM94 137H95V136H94ZM113 137H114V136H113ZM190 137H191V136H190ZM196 137H197V136H196ZM216 137H214V139H215ZM223 137H222V139H223ZM236 137H238V136H236ZM247 137H249V136L247 135ZM247 137H246V139H247ZM79 138H80V137H79ZM90 138H91V137H90ZM99 138H100V137H99ZM101 138H102V137H101ZM111 138H112V136H111ZM114 138H115V137H114ZM127 138H128V137H127ZM136 138H137V137H136ZM153 138H154V137H153ZM155 138H158V136L155 137ZM161 138H162V137H161ZM177 138H179V137H177ZM193 138H194V137H193ZM200 138H201V136H200ZM200 138H199V139H200ZM208 138H210V137H208ZM225 138H226V137H225ZM88 139H89V138H88ZM105 139H106V138H105ZM108 139H109V138H108ZM128 139H129V138H128ZM134 139H135V138H133V140H134ZM180 139H181V138H180ZM183 139H184V138H183ZM185 139H187V136H186ZM195 139H196V138H195ZM211 139H212V138H211ZM211 139H210L209 141H212ZM216 139H217V138H216ZM222 139H221V141H222ZM230 139H231V138H230ZM230 139H229V140H230ZM242 139H243L244 141L246 140V139H244V138H242ZM249 139H250V138H249ZM89 140H90V139H89ZM129 140L131 141V139H129ZM142 140H143V139H142ZM189 140H190V138L188 139V142H189ZM202 140H203V139H202ZM206 140H208V139H206ZM217 140H220V139L218 138ZM250 140H251V139H250ZM37 141H38V140H37ZM94 141H95V140H94ZM104 141H105V140H104ZM104 141L102 140V142H104ZM108 141H109V140H108ZM116 141H117V140H116ZM124 141H125V140H124ZM171 141H172V140H171ZM192 141H196V140H192ZM200 141H201V140H200ZM200 141H199V142H200ZM221 141H219V142L221 143ZM227 141H228V140H227ZM227 141H224V139H223V142H227ZM38 142H39V141H38ZM78 142H79V141H78ZM88 142H89V141H88ZM163 142H164V141H163ZM179 142L181 143V140H180ZM184 142H185V140H184ZM190 142H191V141H190ZM213 142H217V141L214 140ZM248 142H250V141H248ZM251 142H252V141H251ZM71 143L73 144V142H71ZM85 143H86V142H85ZM92 143H93V142H92ZM92 143H91V144H92ZM100 143H101V142H100ZM154 143L157 144L156 142H154ZM161 143H162V142H161ZM185 143H186V142H185ZM185 143H184V144H185ZM194 143H196V142H194ZM203 143L206 145L207 142L205 143V141H204ZM203 143H201V144H203ZM211 143H212V142H211ZM229 143H230V142H229ZM35 144H36V143H35ZM53 144H54V143H53ZM94 144H95V143H94ZM94 144H93V145H94ZM131 144H132V143H131ZM163 144H164V143H163ZM171 144H172V143H171ZM178 144H179V143H178ZM186 144L188 145V143H186ZM191 144H192V143H191ZM213 144H214V143H212V145H213ZM217 144H218V143H217ZM225 144H226V143H223L222 145L224 146ZM230 144H231V143H230ZM239 144H240V143H239ZM244 144H245V143H244ZM246 144H247V141H246ZM58 145H59V144H58ZM70 145H71V144H70ZM79 145H80V144H79ZM122 145H123V144H122ZM122 145H121V146H122ZM126 145H127V144H126ZM132 145H133V144H132ZM144 145H145V144H144ZM152 145H153V144H152ZM187 145H185L186 148H187ZM189 145H190V144H189ZM207 145H208V144H207ZM207 145H206V146H207ZM209 145H211V144L209 143ZM215 145H216V144H215ZM219 145H220V144H219ZM251 145H252V144H251ZM42 146H44V145H42ZM77 146H78V145H77ZM82 146H83V145H82ZM95 146H96V144H95ZM117 146H118V144H117ZM129 146H130V145H129ZM142 146H143V145H142ZM180 146H181V145H180ZM185 146H184V147H185ZM190 146H192V145H190ZM198 146H199V145H198ZM201 146H202V145H201ZM203 146H204V145H203ZM223 146H222V147H223ZM236 146H237V145H236ZM0 147H1V146H0ZM28 147H29V146H28ZM110 147H112V146H110ZM208 147H209V146H208ZM214 147H215V146H214ZM217 147H218V146H217ZM226 147H227V146H226ZM1 148H2V147H1ZM44 148H45V147H43V149H44ZM91 148H93V147L91 146ZM98 148H99V147H98ZM131 148H132V146H131ZM192 148H194V147H192ZM203 148H204V147H203ZM209 148H210V147H209ZM211 148H212V147H211ZM224 148H225V147H223L222 149H224ZM228 148H229V147H228ZM52 149H53V148H52ZM119 149H120V148H119ZM123 149H125V147H124ZM128 149H129V148H128ZM133 149H134V148H133ZM133 149H132V150H133ZM151 149H152V148H151ZM170 149H171V147H170ZM205 149H206V148H205ZM45 150H47V149H45ZM98 150H99V149H98ZM120 150H121V149H120ZM129 150H130V149H129ZM158 150H159V149H158ZM206 150H207V149H206ZM209 150H210V149H209ZM226 150H227V148H226ZM114 151H115V150H114ZM125 151H127V150H125ZM160 151H161V149H160ZM164 151H165V150H164ZM178 151H179V149H178ZM214 151H215V150H214ZM217 151H218V150H217ZM222 151H223V150H222ZM224 151H225V150H224ZM224 151H223V152H224ZM104 152H105V151H104ZM181 152H182V151H181ZM185 152H186V151H185ZM187 152H189V151H187ZM194 152H195V151H194ZM201 152H203V151L201 150ZM220 152H221V150H220ZM220 152L218 151V155H219ZM226 152H227V151H226ZM230 152H231V150H230ZM5 153H6V152H5ZM29 153H30V151H29ZM101 153H102V152H101ZM101 153L99 152L98 155H100ZM114 153H115V152H114ZM203 153L205 154V152H203ZM240 153H241V152H240ZM10 154H11V153H10ZM104 154H106V153H104ZM156 154H158V153H156ZM171 154H172V153H171ZM197 154H198V153H197ZM220 154H221V153H220ZM44 155H45V154H44ZM44 155H43V156H44ZM71 155H72V154H71ZM75 155H76V154H75ZM98 155H97V156H98ZM102 155H103V154H102ZM114 155H115V154H114ZM114 155H113V156H114ZM145 155H146V154H145ZM165 155H166V154H165ZM208 155H209V154H208ZM216 155H217V154H216ZM236 155H237V154H236ZM236 155H235V156H236ZM7 156H9V155H7ZM160 156H161V155H160ZM162 156H163V154H162ZM204 156H206V155H204ZM209 156H210V155H209ZM3 157H4V156H3ZM40 157H41V156H40ZM44 157H45V156H44ZM114 157H115V156H114ZM114 157H113V158H114ZM151 157L153 158L152 155H151ZM5 158H6V157H5ZM100 158H101V157H100ZM110 158H111V157H110ZM113 158H112V160H113ZM189 158H190V157H189ZM251 158H252V157H251ZM101 159H103V158H101ZM101 159H100V160H101ZM108 159H109V158H108ZM116 159H118V158L116 157ZM166 159H167V158H166ZM3 160H4V159H3ZM11 160H12V159H11ZM11 160H9V161L11 162ZM52 160H53V159H52ZM105 160H107V159H105ZM110 160H111V159H110ZM151 160H152V159H151ZM153 160H154V159H153ZM191 160H192V159H191ZM197 160H198V159H197ZM31 161H32V160H30V162H31ZM48 161H49V158H48ZM54 161H55V160H54ZM107 161H108V160H107ZM114 161H117V160H114ZM157 161H158V160H157ZM186 161H187V160H186ZM193 161H194V159H193ZM193 161H192V162H193ZM230 161H231V160H230ZM230 161H229V162H230ZM30 162H29V164H30ZM99 162H100V161H99ZM105 162H106V161H105ZM153 162H154V161H153ZM172 162H173V161H172ZM172 162H171V164H172ZM189 162H190V161H189ZM195 162H196V161H195ZM198 162H199V161H198ZM200 162H201V160H200ZM203 162H204V161H203ZM24 163H25V162H24ZM33 163H34V162H33ZM40 163H41V162H40ZM43 163H44V162H43ZM51 163H52V162H51ZM63 163H64V162H63ZM103 163H104V161H103ZM138 163H139V162H138ZM196 163H197V162H196ZM34 164H35V163H34ZM44 164H45V163H44ZM73 164H74V163H73ZM118 164H120V163L118 162ZM121 164H122V163H121ZM199 164H200V163H199ZM4 165H5V164H4ZM4 165H3V166H4ZM65 165H66V164H65ZM166 165H167V164H166ZM5 166H7V165H5ZM27 166H28V165H27ZM30 166H31V165H30ZM32 166H33V165H32ZM40 166H41V165H40ZM59 166H60V165H59ZM130 166H131V165H130ZM136 166H137V165H136ZM162 166H163V165L161 164V167H162ZM164 166H165V164H164ZM9 167H10V165H9ZM22 167H26V166H22ZM53 167H54V166H53ZM56 167H57V166H56ZM56 167H55V168H56ZM204 167H205V165H204ZM4 168H5V167H4ZM15 168H16V167H15ZM87 168H88V167H87ZM153 168H154V166H153ZM153 168H152V170H153ZM224 168H225V167H223V169H224ZM241 168H242V167H241ZM21 169H22V168H21ZM27 169H28V168H27ZM37 169H38V168H37ZM56 169H57V168H56ZM58 169H59V168H58ZM147 169H148V168H147ZM155 169H156V167H155ZM165 169H166V168H164V170H165ZM227 169H228V168H227ZM18 170H19V169H18ZM85 170H86V169H85ZM148 170H149V169H148ZM156 170H157V169H156ZM166 170L168 171V168H167ZM0 171H1V170H0ZM11 171H12V170H11ZM15 171H16V170H15ZM48 171H50V170H48ZM48 171H47V172H48ZM88 171H89V170H88ZM146 171H147V170H146ZM157 171H158V170H157ZM159 171H160V170H159ZM198 171H199V170H198ZM2 172H3V171H2ZM2 172H1V174H2ZM20 172H21V171H20ZM32 172H33V171H32ZM70 172H71V171H70ZM73 172H74V171H73ZM138 172H139V171H138ZM148 172H149V171H148ZM163 172H164V171H163ZM170 172H171V171H170ZM246 172H247V171H246ZM28 173H29V172H28ZM41 173H42V172H41ZM50 173H52V171H50L49 174H50ZM63 173H64V172H63ZM65 173H66V172H65ZM65 173H64V174H65ZM90 173H91V172H90ZM99 173H100V172H99ZM122 173H125V172H122ZM135 173H136V172H135ZM153 173H154V172H153ZM175 173H176V172H175ZM238 173H239V172H238ZM34 174H35V173H34ZM58 174H59V173H58ZM114 174H115V173H114ZM116 174H117V173H116ZM118 174H119V173H118ZM118 174H117V176H118ZM136 174H137V173H136ZM136 174H135V175H136ZM256 174H257V173H256ZM41 175H42V174H41ZM66 175H67V174H66ZM66 175H64V176H66ZM132 175H133V174H132ZM132 175H131V176H132ZM157 175H158V174H157ZM28 176H30V175H28ZM32 176H33V175H32ZM32 176H31V177H32ZM34 176H35V175H34ZM38 176H40V175H38ZM49 176H50V175H49ZM55 176H56V175H55ZM57 176H58V175H57ZM70 176H71V175H70ZM70 176H69V177H70ZM96 176H97V175H96ZM110 176H112V175H110ZM128 176H129V175H128ZM136 176H137V175H136ZM171 176H172V175H171ZM14 177H15V176H14ZM44 177H45V176H44ZM77 177L79 178V176H77ZM123 177H124V176H123ZM173 177H174V176H173ZM2 178L4 179V177H2ZM36 178H37V177H36ZM40 178H41V176H40ZM40 178H39V180H40ZM50 178H51V177H50ZM58 178H59V177H58ZM66 178H67V176H66ZM66 178H65V179H66ZM139 178H140V177H139ZM155 178H156V176H155ZM18 179H20V178H18ZM46 179H47V178H46ZM48 179H49V178H48ZM63 179H64V178H63ZM128 179H129V178H128ZM128 179H127V180H128ZM145 179H146V178H145ZM149 179H150V178H149ZM149 179H147V180H149ZM153 179H154V178H153ZM168 179H169V178H168ZM30 180H31V179H30ZM49 180H50V179H49ZM57 180H59V179H57ZM66 180H67V179H66ZM99 180H100V178H99ZM125 180H126V179H125ZM159 180L161 181V179H159ZM162 180H163V178H162ZM16 181H17V180H16ZM45 181H46V180H45ZM61 181H63V180H61ZM107 181H108V180H107ZM109 181H110V180H109ZM133 181H135V180H133ZM144 181H145V180H144ZM174 181H175V179H174ZM176 181H177V180H176ZM178 181H179V180H178ZM9 182H11V181H9ZM18 182H21V183H22V180H21V181H18ZM24 182H25V181H24ZM35 182H36V181H35ZM54 182H57V181H54ZM58 182H60V181H58ZM123 182H124V180H123ZM125 182H126V181H125ZM146 182H147V181H146ZM170 182H171V181H170ZM37 183H39V182L37 181ZM42 183H43V182H42ZM60 183H63V182H60ZM65 183H67V182H65ZM76 183H77V182H76ZM76 183H75L74 185H76ZM138 183H139V182H138ZM144 183H145V182H144ZM154 183H155V182H154ZM161 183H162V182H161ZM189 183H190V182H189ZM2 184H3V183H1V185H2ZM50 184H51V183H50ZM83 184H84V183H83ZM86 184H87V183H86ZM134 184H135V183H134ZM182 184H183V183H182ZM24 185H25V183H24ZM34 185H35V184H34ZM34 185H33V186H34ZM48 185H49V184H48ZM53 185H54V184H53ZM81 185H82V184H81ZM128 185H129V184H128ZM163 185H164V184H163ZM184 185H185V184H184ZM184 185H183V186H184ZM35 186H36V188L38 187V185H35ZM179 186H180V185H179ZM198 186H199V185H198ZM30 187H31V186H30ZM39 187H42L41 183H40ZM39 187H38V189H39ZM43 187H44V186H43ZM51 187H52V186H51ZM51 187H50V188H51ZM75 187H76V186H75ZM163 187H164V186H163ZM190 187H191V186H190ZM34 188H35V187H34ZM46 188H47V187H46ZM60 188H62V187H60ZM197 188H198V187H197ZM199 188H200V187H199ZM6 189H7V187H6ZM14 189H16V187H15ZM14 189H12V190H14ZM20 189H22V188H19V190H20ZM26 189H27V188H26ZM75 189H76V188H75ZM96 189H97V188H95L94 190H96ZM12 190H11V191L9 190V191L12 192ZM19 190H17V191H18V195L20 194V191H21V190H20V191H19ZM36 190H37V189H36ZM42 190H43V189H41V191H42ZM56 190H57V189H56ZM78 190H79V189H78ZM196 190H197V189H196ZM29 191H30V190H29ZM39 191H40V189H39ZM44 191H45V189H44ZM44 191H43V192H44ZM46 191H48V190H46ZM72 191H73V190H72ZM207 191H208V190H207ZM21 192H23V190H22ZM33 192H34V190H33ZM57 192H58V191H57ZM62 192H63V191H62ZM62 192L59 191V193H60L61 195H62ZM78 192H79V191H78ZM198 192H199V191H198ZM201 192H202V191H201ZM40 193H41V192H40ZM52 193H53V192H52ZM59 193H58V194H59ZM89 193H91V192H89ZM106 193H107V192H106ZM196 193H197V192H196ZM199 193H200V192H199ZM203 193H205V192L203 191ZM211 193H212V192H211ZM8 194H9V193H8ZM23 194H26V193L23 192ZM31 194H32V193H31ZM31 194H30V195H31ZM37 194H38V193H37ZM42 194H43V193H42ZM42 194H41V195H42ZM48 194H50V192H49ZM56 194H57V193H56ZM64 194H65V193H64ZM72 194H73V192H72ZM79 194L81 195V193H79ZM79 194H78V195H79ZM91 194H95V193H91ZM109 194H110V193H109ZM136 194H137V192H136ZM142 194H143V193H142ZM142 194H141V195H142ZM185 194H188V193L185 192ZM9 195L11 196V194H9ZM34 195H35V194H34ZM34 195H33V196H34ZM39 195H40V194H39ZM69 195H70V194H69ZM101 195H102V194H101ZM106 195H107V194H106ZM106 195H105V196H106ZM129 195H130V194H129ZM133 195H134V194H132V198H133ZM141 195L139 194V195H138V198H139ZM198 195H199V194H198ZM205 195H206V194H205ZM215 195H216V194H215ZM13 196H15V194H14ZM31 196H32V195H31ZM36 196H37V198L40 197V196H38V195H36ZM36 196H34V197H36ZM51 196H52V195H51ZM55 196H57V195H55ZM59 196H60V195H59ZM59 196H58V199H59ZM64 196H66V195H64ZM64 196H63V197H64ZM74 196H75V195H74ZM93 196H94V195H93ZM136 196H137V195H136ZM199 196H201V195H199ZM207 196H208V195H207ZM216 196H217V195H216ZM18 197H19V196H18ZM25 197H29V196L26 195ZM63 197H62V198H63ZM70 197H71V196H70ZM84 197H85V196H84ZM84 197H83V199H84ZM89 197H90V196H89ZM119 197H121V196H119ZM134 197H135V196H134ZM204 197H205V196H204ZM234 197H235V196H234ZM19 198H20V197H19ZM65 198H67V197H65ZM73 198H74V197H73ZM75 198H76V197H75ZM79 198H81V197H79ZM135 198H137V197H135ZM187 198H189V197H187ZM67 199H69V198H67ZM102 199H103V198H102ZM104 199H105V198H104ZM107 199H109V198H107ZM113 199H114V198H113ZM146 199H147V198H145L144 200H146ZM181 199H182V198H181ZM9 200H10V199H9ZM27 200H28V199H27ZM35 200H36V199H35ZM37 200H38V199H37ZM110 200H111V199H110ZM110 200H109V202H110ZM114 200H115V199H114ZM124 200H126V199H124ZM183 200H185V199L183 198ZM96 201H97V200H96ZM152 201H153V200H152ZM246 201H247V200H246ZM246 201H245V202H246ZM16 202H17V201H16ZM73 202H74V201H73ZM116 202H118V201H116ZM122 202H123V200H122ZM122 202H119V203H122ZM153 202H154V201H153ZM155 202H156V201H155ZM159 202H160V201H159ZM159 202H158V203H159ZM178 202H179V201H178ZM181 202H182V201H181ZM17 203H19V202H17ZM83 203H85V201H84ZM184 203H185V201H184ZM186 203H188V201H187ZM241 203H242V202H241ZM24 204H25V203H24ZM24 204H23V205H24ZM96 204H97V203H96ZM98 204H99V203H98ZM132 204H133V203H132ZM143 204H144V203H143ZM190 204H191V201H190ZM194 204H195V202L192 203V205H194ZM209 204H210V203H209ZM215 204H216V203H215ZM59 205H60V204H59ZM61 205H62V204H61ZM76 205H77V204H76ZM81 205H82V204H81ZM94 205H95V204H94ZM127 205H128V206H129V205L131 206V204L129 203V201H128V204H127ZM133 205H134V204H133ZM41 206H42V205H41ZM41 206H40V207H41ZM121 206H122V205H121ZM196 206H197V204H196ZM58 207H59V206H58ZM94 207H95V206H94ZM97 207H99V206L97 205ZM191 207H192V206H191ZM215 207H217V206H215ZM41 208H42V207H41ZM74 208H75V207H74ZM87 208H88V207H87ZM193 208H194V207H193ZM223 208H224V207H223ZM76 209H77V206H76ZM88 209H90V208H88ZM121 209H123V208H121ZM196 209H197V207H196ZM73 210H75V209H73ZM85 210H87V209H85ZM127 210H128V209H127ZM131 210H133V209H131ZM131 210H130V211H131ZM197 210H198V209H197ZM45 211H46V210H45ZM71 211H72V209H71ZM78 211H79V210H78ZM82 211H83V210H82ZM96 211H97V210H96ZM190 211H191V210H190ZM202 211H203V210H202ZM220 211H221V210H220ZM51 212H52V211H51ZM54 212H55V211H54ZM59 212H60V211H59ZM110 212H111V211H110ZM114 212H115V210H114ZM114 212L112 213V215L114 214ZM126 212H129V211H126ZM131 212H132V211H131ZM139 212H140V211H139ZM200 212H201V211H200ZM226 212H227V210H226ZM52 213H53V212H52ZM56 213H57V212H56ZM56 213H55V214H56ZM83 213H84V212H83ZM86 213H87V212H86ZM117 213H119V212H117ZM204 213H205V212H204ZM39 214L41 215V212H40ZM70 214H72V213L70 212ZM87 214H88V213H87ZM98 214H99V213H98ZM115 214H116V213H115ZM115 214H114L113 216H116V215H117V214H116V215H115ZM77 215H78V214H77ZM88 215H89V214H88ZM88 215H87V216H88ZM102 215H103V214H102ZM124 215H125V214H124ZM204 215H205V214H204ZM42 216H43V215H42ZM42 216H41V217H42ZM57 216H58V215H57ZM57 216H55V217H57ZM64 216H65V215H64ZM110 216H111V215H110ZM219 216H221V215H219ZM34 217H35V216H34ZM37 217H38V216H37ZM44 217H45V216H44ZM104 217H105V216H104ZM35 218H36V217H35ZM47 218H48V217H47ZM52 218H54V217H52ZM66 218H67V217L65 216V219H66ZM68 218H70V217H68ZM88 218H89V217H88ZM94 218H95V216H94ZM201 218H202V217H201ZM210 218H211V217H210ZM210 218H209V219H210ZM216 218H217V217H216ZM22 219H23V218H22ZM22 219H21V220H22ZM30 219H31V218H30ZM30 219H29V220H30ZM38 219H39V218H38ZM54 219H55V218H54ZM58 219H59V218H58ZM62 219H63V218H62ZM62 219H61V222H62ZM74 219H75V218H74ZM74 219H73V220H74ZM86 219H87V218H86ZM112 219H113V218H112ZM112 219H111V220H112ZM114 219H115V218H114ZM148 219H149V218H148ZM23 220H24V219H23ZM31 220H32V219H31ZM31 220H30V221H31ZM45 220H46V218H45ZM71 220H72V219H71ZM71 220H70V221H71ZM105 220H106V219H105ZM109 220H110V219H109ZM26 221H28V220H26ZM48 221H50V219H49ZM48 221L46 220L45 223H46V224L48 223L49 225H51ZM52 221H53V220H52ZM54 221H55V220H54ZM67 221H68V220H67ZM152 221H154V219H153ZM37 222H38V221H37ZM56 222H57V220H56ZM63 222H65V221L63 220ZM103 222H104V221H103ZM214 222H215V221H214ZM25 223H26V222H24L23 224H25ZM29 223H30V222H29ZM45 223H44V224H45ZM57 223H58V222H57ZM59 223H60V222H59ZM154 223H155V221H154ZM44 224H43V225H44ZM46 224H45V225H46ZM60 224H62V223H60ZM64 224H65V223H64ZM68 224H69V223H68ZM91 224H92V222H91ZM117 224H119V222H118ZM146 224H147V222H146ZM30 225H31V224H30ZM54 225H55V224H54ZM72 225H73V224H72ZM88 225H89V224H88ZM136 225H137V224H136ZM144 225H145V224H144ZM144 225H143V226H144ZM36 226H37V223H36ZM40 226H41V225H40ZM40 226H39V227H40ZM59 226H61V225H59ZM62 226H63V225H62ZM62 226H61V227H62ZM26 227H27V226H26ZM44 227H45V226H44ZM53 227H54V226H53ZM95 227H96V226H95ZM95 227H94V228H95ZM97 227H98V226H97ZM68 228H69V227H67V229H68ZM85 228H86V226H85ZM109 228H111V227H109ZM135 228H136V227H135ZM142 228H143V227H142ZM202 228H203V227H202ZM42 229H43V227H42ZM46 229H47V228H46ZM49 229H50V226H49ZM54 229H55V228H54ZM65 229H66V226H65ZM74 229H75V228H74ZM80 229H81V228H80ZM83 229H84V228H82V230H83ZM97 229H98V228H97ZM101 229L103 230V228H101ZM122 229H123V228H122ZM71 230H72V229H71ZM89 230H91V229L89 228ZM92 230H93V229H92ZM188 230H190V228H189ZM46 231H47V230H46ZM57 231H60V230L58 229ZM77 231H78V230H77ZM103 231H104V230H103ZM108 231H109V230H108ZM143 231H144V229H143ZM149 231H150V230H149ZM149 231H148V233H149ZM190 231H191V230H190ZM195 231H196V230H195ZM82 232H83V231H82ZM87 232H88V231H87ZM131 232H132V231H131ZM141 232H142V231H141ZM188 232H189V231H188ZM196 232H197V231H196ZM35 233H36V232H35ZM56 233H57V232H56ZM58 233H59V232H58ZM58 233H57V235H58ZM72 233H73V232H72ZM72 233H71V236H72ZM92 233H93V232H92ZM113 233H114V231H113ZM144 233H145V232H144ZM47 234H48V233H47ZM50 234H52V233H50ZM77 234H78V233H77ZM80 234H81V233H79V235H80ZM100 234H101V232H100ZM149 234H150V233H149ZM197 234H199V232H198ZM43 235H44V234H43ZM87 235H88V234H87ZM87 235H86V236H87ZM105 235H106V232H105ZM185 235H186V234H185ZM48 236H49V235H48ZM51 236H52V235H50V237H51ZM58 236H59V235H58ZM80 236H82V234H81ZM227 237H228V236H227ZM74 238H75V236H74ZM105 238H106V237H105ZM111 238H112V237H111ZM121 238H123V237H121ZM130 238H131V237H130ZM81 239H83V238H81ZM92 239H93V238H91V240H92ZM112 239H113V238H112ZM118 239H119V238H118ZM37 240H40V238H37ZM128 240H129V239H128ZM195 240H196V239H195ZM263 240H264V238H263ZM263 240H262V241H263ZM31 241H32V240H31ZM33 241H34V240H33ZM42 241L45 242V240H42ZM89 241H90V240H89ZM89 241H88V242H89ZM113 241L116 242L117 240L114 239ZM121 241H122V240H121ZM124 241H125V240H124ZM224 241H225V240H224ZM77 242H78V241H77ZM90 242H91V241H90ZM93 242H94V241H93ZM111 242H112V240H111ZM263 242H264V241H263ZM63 243H64V242H63ZM65 243H66V242H65ZM65 243H64V244H65ZM83 243H84V242H83ZM103 243H104V242H103ZM105 243H106V242H105ZM116 243H117V242H116ZM126 243H127V242H126ZM138 243H139V241H138ZM196 243H197V242H196ZM209 243H210V242H209ZM37 244H38V243H37ZM59 244H60V243H59ZM66 244H67V243H66ZM95 244H96V243H95ZM99 244H101V243H99ZM117 244H118V243H117ZM140 244H141V243H140ZM31 245H33V242H32ZM77 245H78V244H77ZM90 245H91V244H90ZM111 245H112V244H111ZM111 245H110V246H111ZM122 245H123V244H122ZM126 245H129V244H126ZM136 245H137V243H136ZM218 245H219V243H218ZM62 246H63V245H62ZM85 246H86V245H85ZM103 246H104V245H103ZM103 246H102V247H103ZM115 246H116V245H115ZM118 246H120V245H118ZM124 246H125V245H124ZM140 246H141V245H140ZM31 247H33V246H31ZM35 247H36V246H35ZM59 247H60V246H59ZM113 247H114V246H112L111 248L113 249ZM130 247H133V246H130ZM203 247H205V246L203 245ZM206 247H207V246H206ZM210 247H211V246H210ZM37 248H38V247H37ZM61 248H62V247H61ZM105 248H107V246H105ZM109 248H110V247H109ZM120 248H121V247H120ZM30 249H32V248H30ZM33 249H34V248H33ZM33 249H32V250H33ZM39 249H40V248H39ZM53 249L55 250V248H53ZM62 249H63V248H62ZM62 249H61V250H62ZM132 249H133V250H134V249L136 250V248H132ZM138 249H139V248H138ZM142 249H143V248H142ZM200 249H201V248H200ZM205 249H206V248H205ZM253 249H254V248H253ZM50 250H51V248H50ZM59 250H60V249H59ZM82 250H83V249H82ZM108 250H110V249H108ZM144 250H145V248H144ZM30 251H31V250H30ZM34 251H36V250H34ZM85 251H86V250H85ZM105 251H106V250H105ZM110 251H111V250H110ZM112 251H113V250H112ZM112 251H111V252H112ZM131 251H132V250H131ZM140 251H141V250H140ZM147 251H148V250H146V252H147ZM181 251H182V250H181ZM184 251H185V250H184ZM184 251H183V252H184ZM191 251H193V250H191ZM207 251H208V250H207ZM32 252H33V251H32ZM51 252H53V251H51ZM56 252H57V251H56ZM74 252H75V251H74ZM115 252H116V251H114V254H115ZM143 252H144V251H143ZM209 252H211V251H209ZM253 252H254V251H253ZM68 253H69V252H68ZM112 253H113V252H112ZM112 253H111V254H112ZM120 253H121V252H120ZM120 253H118V256H120V255H119ZM41 254H42V253H41ZM54 254H55V253H54ZM66 254H67V253H66ZM72 254H73V252H72ZM74 254H75V253H74ZM105 254H107V251L105 252ZM111 254H109V255L111 256ZM122 254H123V253H122ZM140 254H141V253H139V255H140ZM146 254H147V253H146ZM146 254H145V255H146ZM201 254H202V251H201ZM52 255H53V254H52ZM52 255H51L50 257H52ZM102 255H103V254H102ZM123 255H124V254H123ZM195 255H197V254H195ZM203 255H204V254H203ZM210 255H211V254H210ZM33 256H34V255H33ZM53 256H54V255H53ZM57 256H58V255H57ZM69 256H70V255H69ZM149 256H150V255H149ZM197 256H198V255H197ZM211 256H212V255H211ZM261 256H262V255H261ZM29 257H30V256H29ZM40 257H41V256H40ZM47 257H48V256H47ZM60 257H61V256H60ZM60 257H59V258H60ZM63 257H64V256H63ZM67 257H68V256H67ZM71 257H72V256H71ZM85 257H87V256H85ZM88 257H90V256H88ZM93 257H94V256H92V258H93ZM112 257H113V256H111V258H112ZM126 257H128V256H126ZM126 257H125V258H126ZM140 257H141V256H140ZM140 257H139V259H140ZM142 257H143V255H142ZM206 257H207V256H206ZM209 257H210V256H209ZM212 257H213V256H212ZM72 258H75V256H73ZM128 258H129V257H128ZM145 258H146V256H145ZM191 258H192V257H191ZM201 258H202V257H201ZM201 258H200V259H201ZM63 259H64V258H63ZM122 259H123V258H122ZM136 259H137V258H136ZM136 259H135V260H136ZM197 259H199V258H197ZM208 259H209V258H208ZM208 259H207V260H208ZM64 260H65V259H64ZM67 260H68V259H67ZM70 260H71V259H70ZM99 260H100V256H99ZM99 260H98V263H99ZM106 260H107V259H106ZM106 260H105V261H106ZM211 260H213V259L211 258L210 261H211ZM214 260H217V259H214ZM258 260H259V259H258ZM72 261H73V260H72ZM108 261H109V260H107V262H108ZM111 261H112V260H111ZM138 261H139V260H138ZM150 261H151V260H150ZM189 261H193V260L191 259V260H189ZM201 261H202V260H201ZM217 261H219V260H217ZM66 262H67V261H66ZM100 262L102 263L103 260H102V261L100 260ZM116 262H118V261H116ZM122 262H123V261H122ZM136 262H137V260H136ZM187 262H188V261H187ZM198 262H199V260H198ZM203 262L205 263V261H203ZM203 262H202V264H203ZM258 262H261V261H258ZM34 263H35V262H34ZM45 263L47 264V262H45ZM68 263H69V261H68ZM68 263H67V264H68ZM77 263H79V262H77ZM114 263H115V262H114ZM144 263L147 264V261H144V260H141V259H140L139 264H144ZM152 263H153V262H152ZM195 263H196V260H195ZM213 263H214V262H213ZM215 263H216V262H215ZM218 263H220V262H218ZM36 264H37V263H36ZM81 264H82V262H81ZM90 264H91V262H90ZM99 264H100V263H99ZM103 264H104V262H103ZM107 264H109V262H108ZM111 264H112V262H111ZM119 264H120V263H119ZM125 264H126V263H125ZM137 264H138V263H137ZM149 264H150V262H149ZM182 264H183V262H182ZM199 264H200V263H199ZM206 264H208V263L206 262ZM209 264H211V262H210Z\"/></svg>","mask_w":264,"mask_h":264}]
</instances>
